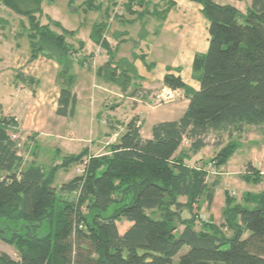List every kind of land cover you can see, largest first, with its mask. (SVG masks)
Listing matches in <instances>:
<instances>
[{
  "label": "trees",
  "instance_id": "trees-1",
  "mask_svg": "<svg viewBox=\"0 0 264 264\" xmlns=\"http://www.w3.org/2000/svg\"><path fill=\"white\" fill-rule=\"evenodd\" d=\"M142 1L127 0L126 7ZM191 1L201 5L208 21L209 47L193 59L199 89L169 68L163 77L164 86L181 89L188 99L180 118L155 123L145 139L134 115L107 154L89 158L85 176L75 175L60 187L53 185V174L82 161L87 149L47 172L35 162L20 168L17 146L0 142V218L21 221L25 229L11 240L17 259L0 252V264H264V191L239 200L225 190L221 222L204 220L199 210L204 203L210 208L218 179L208 183L203 165L186 162L188 153H198L208 145L209 134L216 133L214 145L219 148L207 163L219 172L238 147L233 140L223 143L222 134L244 124L264 126V0H251L244 14L212 0ZM0 3L27 18L29 60L43 54L58 61L57 113L72 114L74 77L69 67L74 50L63 33L50 27L59 23L49 18L41 23L40 0ZM105 27L96 24L92 38L111 54ZM121 66L125 71L120 69L118 76L108 61L111 71L105 67V73L126 90L133 69L122 64L116 69ZM12 124V118L0 117V128ZM184 142L188 147L180 150ZM262 176L249 162L243 177L259 181ZM186 210L189 217H184ZM44 222L47 231L38 234Z\"/></svg>",
  "mask_w": 264,
  "mask_h": 264
},
{
  "label": "crops",
  "instance_id": "crops-1",
  "mask_svg": "<svg viewBox=\"0 0 264 264\" xmlns=\"http://www.w3.org/2000/svg\"><path fill=\"white\" fill-rule=\"evenodd\" d=\"M212 1L219 5L233 6L239 12L244 11L240 12V14H244L251 4V0ZM126 3L127 0H114L107 8L111 9V16L108 13L107 18L110 19L111 25L115 23L117 27L114 31L112 30L108 38V44L112 51L111 54H108L103 49V53H100L98 56H92L91 53L90 56L85 55L77 61L76 56L70 58L69 73L74 77L70 89L72 95L75 97L72 114L68 113L63 116L57 113L61 85L57 81L60 65L56 58L39 54L34 60L30 61L31 50L29 46V54H26L24 57L17 56L14 59L10 76L2 79L1 85L2 88L10 89V86L15 84V90H8L7 92L9 93L5 97L0 96V117L12 118L13 124L6 131L8 134H11L16 129L22 138L21 143L17 146L18 155L22 158L20 168L27 166L31 162H35L44 171L48 172L51 168L61 165L66 157L77 155L76 152H70L69 149L71 146L76 147L77 138L74 137V133L77 130V124H75V116L85 86L82 81L84 69L90 70L92 68L94 78L102 77L104 82H108L105 73L108 61L111 62L112 67L122 64L125 67L131 66L133 69V72H129L128 74L133 78L129 81L126 90L119 85L121 91L116 89L111 91L114 94L116 93L119 98L131 101L133 105L131 117L126 118L124 122L103 120V123L107 124L110 128L109 137L112 140L114 134H121L123 132L124 124L134 115H137L139 118L138 124L141 125L142 137L145 139L151 137L150 133H147L145 136L142 132L143 120L140 115L142 108L153 109L161 104H168L171 114L177 110L180 113H184L188 99L184 96L183 91L181 89L168 88L164 86L162 81L169 68V72L175 76H179L186 85L195 90L199 89V82L192 73L193 59L196 54L206 53L209 47L208 21L202 14L201 5L191 0H144L140 4H133L131 9L128 10ZM94 6L98 7L99 5L94 4ZM137 22H140L141 27L132 30L128 28V26H132ZM102 24L105 25L104 23ZM107 26L109 25L107 24ZM107 26L105 27L106 29ZM131 34H134L136 39H140V42H144V49L148 50V41H150L151 36L164 39L161 45L164 46L166 44V49L171 50L170 58L158 63L147 61V53L143 52V50L139 54L136 51H132L130 59L120 56L118 53L119 46L121 43L127 42ZM109 40L113 41L114 44H110ZM135 43L136 46H141L139 42L135 41ZM74 66H76L77 70L74 69ZM119 69H124V67L121 66ZM73 70L75 71L73 72ZM78 73L81 74L82 78L79 83V79L76 78L79 76ZM11 76L12 82L10 85L9 79ZM96 88H102V86L94 80V106L96 104ZM104 88L103 90H107V87ZM134 88H139V90L131 95ZM17 89H20V92ZM169 90L173 91L178 98L166 100L160 104H153L154 96L159 100L160 95ZM69 107H71V104ZM176 119L178 118H160L154 120L152 126L157 122ZM64 130L68 132L63 133ZM52 136L65 142H60L58 145L57 143H53L54 141L49 142L48 139ZM110 142L111 140L107 142V145L97 143L94 147L91 146V150H88L90 151L88 156L107 154L109 146L113 141ZM42 146H45L48 153L55 156L51 160V164L47 166L39 162V153L44 149ZM209 217L211 216L203 217L202 219L206 220ZM0 251L10 256L9 252L5 249H0ZM10 257L15 259L12 256Z\"/></svg>",
  "mask_w": 264,
  "mask_h": 264
},
{
  "label": "rangeland",
  "instance_id": "rangeland-1",
  "mask_svg": "<svg viewBox=\"0 0 264 264\" xmlns=\"http://www.w3.org/2000/svg\"><path fill=\"white\" fill-rule=\"evenodd\" d=\"M113 1L114 0H40V12L38 13V18L41 23H45L47 18L53 22L59 23V27H55L54 25H50V27L56 32L63 33L65 41L68 44L73 45L72 49L74 50V53L72 56H76L77 61L85 55L90 56L91 53L92 56H98L100 53H103V49L94 42L92 33L96 24L104 23L106 26L108 24L109 26H107V29H105V32L103 33L108 40L112 30L114 31L117 28L116 24L114 23L111 25L112 23L110 22V19L107 18V14L109 13L110 15L111 13V9L109 8V11L107 8ZM94 4L99 6L95 8ZM138 27H141L140 22L128 26L130 30ZM27 29L28 20L26 17L18 15L16 12L0 3V96L2 97H5L9 93L7 92L8 90H15V84L11 85L12 76L9 79L11 85L10 89L2 88L1 85V80L10 76V71L14 65V59L17 56L24 57L26 54H29ZM149 40V50L144 49L145 43L140 42V39H136L135 35L131 34L127 42L119 43L120 46L118 53L120 56H125L130 59L132 51H136L139 54L142 52L141 50H143V52L147 53V61H154L155 63L166 61L170 58L171 50L166 49V44H164V46L161 45L164 42V39L151 36V39ZM109 41L110 44H114L113 41ZM135 41L137 43L139 42L141 46H136ZM76 61L74 62L76 63ZM112 68L119 76L120 69H116V66ZM74 69L77 70L76 66H74ZM106 69L111 71L108 67H106ZM75 70H73V72ZM121 70L125 71V69ZM78 72L80 73V71ZM76 78L79 79V83L82 80L81 74ZM102 79V77L94 78L92 68L90 70L84 69L82 81L85 86L75 116V124H77V130L74 133V137L77 138L75 143L76 147L71 146L69 149L70 152H76L78 154L84 149L91 150V146L94 147L97 143L100 145H107V142L110 140L111 142H114L120 134L116 133L113 135V140L110 139V128L107 124L103 123V120L106 119L109 122L115 120L124 122L126 118L131 117L133 107L132 102L127 99L119 98L116 93L114 94L111 92L114 91L113 89L120 90V86L111 80L104 82V79ZM94 80L97 84L102 86V88L95 89V106L93 100L95 92ZM78 85L80 86V84ZM103 87H107V90H103ZM17 90L20 92V89ZM177 98L178 96L175 95V98L173 99L175 100ZM160 99L161 98L158 100L154 96L153 104H160L166 101ZM168 107V104H161L153 109L142 108L140 110V115L143 120V135L146 136L147 133L151 134V126L154 120L160 118L175 119L183 114L180 113L179 110L172 112L173 114H171ZM15 130L16 129H14V131ZM67 132L68 131L65 130L63 131V133ZM215 136H217L216 133L209 134L207 138L208 145L196 154L188 153L189 159L187 158L186 162L190 166L201 167L203 165L208 171V183H211V181L217 177L218 184L214 189L215 195L211 209H208L206 205L202 204L199 213L201 218L211 216L215 223H220L225 190L229 191L230 194L239 200H241L242 196L246 193L257 194L264 191V176H262L259 181H247L243 177L249 162H251L257 169H260L261 173L264 174V126L244 124L241 128L234 127L230 130V135H228L227 132L222 134L221 139L223 143L233 140L238 147L228 158L226 164L219 172H216L212 165L209 166L207 163L208 159L219 148L214 145V142L218 139V137ZM48 141H54L53 143H57V145L60 142H65L64 140L54 138V136L49 138ZM42 147L44 149L39 153V162L40 164L47 166L51 164V160H53L55 156L48 153L45 146ZM187 147V143L184 142L180 147V150H185ZM88 153H90V151H87L84 157H86ZM80 163L81 161H73L64 168L60 167L53 174V185L60 187L63 183L68 182L75 175V169L80 166ZM182 201H184V198H182ZM245 206L252 208L254 205L252 203H246ZM107 213L111 212L108 211ZM190 215L191 213L186 210L184 217H189ZM47 225V222L42 223L37 229L38 234L45 233L47 231ZM23 226V222L16 221L13 218H0V249L7 250L10 256L15 259L18 256V253L15 244L11 243V240H14L16 234L20 236L25 234ZM187 249V246L183 247L178 254L174 256L173 262L176 263L180 255Z\"/></svg>",
  "mask_w": 264,
  "mask_h": 264
},
{
  "label": "built area",
  "instance_id": "built-area-1",
  "mask_svg": "<svg viewBox=\"0 0 264 264\" xmlns=\"http://www.w3.org/2000/svg\"><path fill=\"white\" fill-rule=\"evenodd\" d=\"M100 47V46H99ZM160 98L163 100H171L175 98V93L173 91H168L165 92L164 94L160 95ZM11 139L15 142V146H19V144L22 141V138L18 132L13 131L11 134H9ZM89 158L90 156H86L82 159L80 166L75 169V174L78 176H85L88 168V163H89ZM79 228H81V225H79Z\"/></svg>",
  "mask_w": 264,
  "mask_h": 264
},
{
  "label": "water",
  "instance_id": "water-1",
  "mask_svg": "<svg viewBox=\"0 0 264 264\" xmlns=\"http://www.w3.org/2000/svg\"><path fill=\"white\" fill-rule=\"evenodd\" d=\"M0 142L6 143L9 147H14L15 142L11 139L6 129L0 128Z\"/></svg>",
  "mask_w": 264,
  "mask_h": 264
}]
</instances>
